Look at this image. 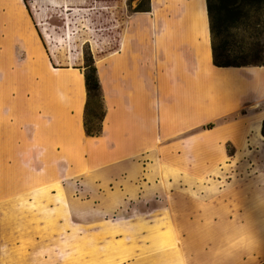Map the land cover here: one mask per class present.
I'll return each instance as SVG.
<instances>
[{
	"label": "crops",
	"instance_id": "crops-1",
	"mask_svg": "<svg viewBox=\"0 0 264 264\" xmlns=\"http://www.w3.org/2000/svg\"><path fill=\"white\" fill-rule=\"evenodd\" d=\"M111 2L0 0V37L21 19L60 74L0 137V212L22 264L63 260L36 250L50 229L84 234L68 239L70 264H264V66H215L207 0H150L117 26Z\"/></svg>",
	"mask_w": 264,
	"mask_h": 264
},
{
	"label": "rangeland",
	"instance_id": "rangeland-1",
	"mask_svg": "<svg viewBox=\"0 0 264 264\" xmlns=\"http://www.w3.org/2000/svg\"><path fill=\"white\" fill-rule=\"evenodd\" d=\"M145 1L113 0L109 11L115 19L113 21L115 25H118L120 18L134 13L140 4L146 7ZM257 33V36L263 40L264 24L258 27ZM6 34L7 36L4 39L3 36L0 37V137L5 136L6 130L15 129L19 131L23 127V123L27 121L25 117L37 113L39 110V106L36 104L37 100L46 99L50 95V91L54 88L52 84L60 75L54 69L56 63H53L54 60L58 62V54L48 52L46 44L39 33L37 41L33 40L34 34L21 19L18 20L17 27L6 31ZM86 51L89 52L90 50L87 48ZM28 82L31 84H28ZM27 96L32 100L33 105L23 102ZM12 120L14 126L11 125ZM9 222L11 220L6 219L4 210L0 212V264H22L20 257H22L24 251L15 250V246L11 243L15 239L22 240V238L19 235L15 236L18 230L13 229ZM70 231L71 229L47 230L49 234L55 232L56 236L43 239L44 241L36 246V250H40L46 256H50L52 252L61 253L63 260L55 262V264H70L69 258L73 250H71L68 239L75 235H78V237L84 236V234H80L81 231H77V234ZM57 238L62 240L60 242L61 246L54 245ZM11 251L13 252L11 253ZM49 262L52 263L53 261H48L46 264H51ZM34 263L44 264L45 262ZM251 263L250 259L243 262V264Z\"/></svg>",
	"mask_w": 264,
	"mask_h": 264
},
{
	"label": "trees",
	"instance_id": "trees-1",
	"mask_svg": "<svg viewBox=\"0 0 264 264\" xmlns=\"http://www.w3.org/2000/svg\"><path fill=\"white\" fill-rule=\"evenodd\" d=\"M140 4L135 12L150 11ZM215 66H264V39L257 36L264 24V0H207ZM85 80L87 104L85 127L89 136H98L102 130L105 106L98 71L91 55L85 50ZM264 136V122L262 127Z\"/></svg>",
	"mask_w": 264,
	"mask_h": 264
}]
</instances>
